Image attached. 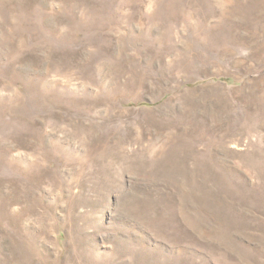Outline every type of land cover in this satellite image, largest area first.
Wrapping results in <instances>:
<instances>
[{
    "label": "rangeland",
    "instance_id": "rangeland-1",
    "mask_svg": "<svg viewBox=\"0 0 264 264\" xmlns=\"http://www.w3.org/2000/svg\"><path fill=\"white\" fill-rule=\"evenodd\" d=\"M0 264H264V0H0Z\"/></svg>",
    "mask_w": 264,
    "mask_h": 264
}]
</instances>
